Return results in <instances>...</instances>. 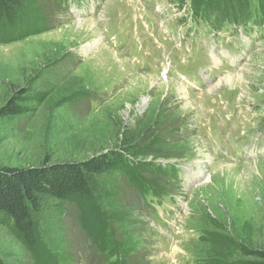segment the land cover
<instances>
[{"label":"rangeland","instance_id":"rangeland-1","mask_svg":"<svg viewBox=\"0 0 264 264\" xmlns=\"http://www.w3.org/2000/svg\"><path fill=\"white\" fill-rule=\"evenodd\" d=\"M35 6L23 19L38 33L5 41L0 31V109L22 90L28 108L0 118V166L108 154L145 125L138 149L130 147L135 181L121 170L95 178L101 214L123 245L102 250L70 204L40 221L58 260L231 264L239 243L264 247V0L235 14L222 3L191 14L178 0ZM219 24L241 29L218 32ZM153 194L175 195L167 216ZM0 255L35 264L4 225Z\"/></svg>","mask_w":264,"mask_h":264},{"label":"trees","instance_id":"trees-1","mask_svg":"<svg viewBox=\"0 0 264 264\" xmlns=\"http://www.w3.org/2000/svg\"><path fill=\"white\" fill-rule=\"evenodd\" d=\"M191 1L194 8L213 4L220 6L222 3L233 9L231 12L235 14L238 10L234 11V8L239 9L247 5L249 7L251 0ZM36 2L37 0H0L2 39L5 41L21 39L42 29L29 25L23 19L24 13L30 12L31 15L39 13L35 6ZM38 23L41 25L42 20L39 19ZM26 93L27 90H22L16 99L9 100L0 109V118L26 112L28 108L23 103ZM144 128L145 125L135 128L125 142L118 145V149H113L108 154L92 155L81 161L67 159L51 162L48 158L38 165L0 166V225L6 226L19 240L31 254L35 264L61 263V260H58L60 255L52 253L44 241L40 221L43 218H51L55 209L60 213L66 212L70 204L77 206L76 220L79 226L84 228L89 236L91 235L90 238L102 250L106 247L120 248L123 245L115 240L116 229L111 232L110 221L101 214L95 190L102 191V188L95 178L104 172L121 170L135 181L138 170L130 165L129 157L132 156L130 147L138 149L136 143L142 138ZM137 186L143 191L146 189L145 184ZM99 227L100 231L97 229ZM239 250L241 258L231 264H264V247L239 243ZM119 262L120 260H117V263ZM0 264H6L1 255Z\"/></svg>","mask_w":264,"mask_h":264},{"label":"bare ground","instance_id":"bare-ground-1","mask_svg":"<svg viewBox=\"0 0 264 264\" xmlns=\"http://www.w3.org/2000/svg\"><path fill=\"white\" fill-rule=\"evenodd\" d=\"M79 24H80V26H82V25H84L85 24V22L84 21H82V22H79ZM82 28V27H81ZM215 56V55H214ZM216 57V56H215ZM140 76H142V75H140ZM148 77V76H147ZM228 76H226V77H224V78H227ZM156 78V77H155ZM155 78L154 77H148V81L150 80L152 83H155L154 84V86H157V85H160V83H158L157 81H155ZM142 79H146V78H142ZM221 81V80H220ZM164 82H166V81H164ZM151 83V84H152ZM161 85H162V83H161ZM184 90V89H183ZM185 98V97H184ZM189 103H191V102H186L185 103V105H188ZM225 166V165H224ZM201 173H203V172H200V174H199V176L201 177ZM203 175V174H202Z\"/></svg>","mask_w":264,"mask_h":264}]
</instances>
